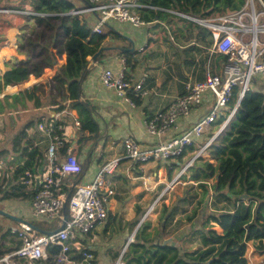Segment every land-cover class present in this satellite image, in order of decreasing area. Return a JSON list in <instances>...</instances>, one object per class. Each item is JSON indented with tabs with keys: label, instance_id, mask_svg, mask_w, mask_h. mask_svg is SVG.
Masks as SVG:
<instances>
[{
	"label": "trees",
	"instance_id": "trees-1",
	"mask_svg": "<svg viewBox=\"0 0 264 264\" xmlns=\"http://www.w3.org/2000/svg\"><path fill=\"white\" fill-rule=\"evenodd\" d=\"M83 5L84 0H79ZM151 9H147V22L154 20L166 22L176 20L178 28L186 31L193 28L197 31L196 38L203 42L205 26L192 20H208L239 12L246 0H140ZM34 15L24 16L25 25L19 36V53L26 59L6 62L2 81L12 93L24 87L38 83L41 74L51 67V59L47 52L31 54L22 51V39L28 34L43 32L44 42L54 44V48L62 44L63 52L58 57L60 66L57 74L50 79L51 103L59 104V99L67 102L69 109H76L82 130L88 131L86 141L97 145L102 133L97 121V113L88 102L82 101V84L88 75L87 58L96 57L102 60L104 47L101 43L108 33L124 38L112 27L107 33L92 35L86 44L83 39L88 37L90 28L80 25L77 14L70 12L78 7L72 0H31ZM264 4V0H262ZM82 5V7H83ZM143 9H140L142 11ZM148 12H153L151 19ZM94 24V23H93ZM183 38L188 36L181 34ZM34 40V37H32ZM82 40V41H81ZM38 42H42L39 36ZM80 49L70 52L75 44ZM211 46L212 41L204 42ZM32 49L35 42L31 41ZM21 49V50H20ZM136 51L130 48L121 49V54L130 62ZM61 63V64H60ZM130 65V64H129ZM55 66L50 69L55 72ZM133 65L128 66L131 68ZM49 75V74H48ZM129 77V75H127ZM255 83V86L253 84ZM17 84V85H15ZM39 87L26 89L19 94L0 100L2 110L8 116L16 113L17 108L27 110L26 104L33 103L40 108L41 102L36 91ZM11 93V94H12ZM238 88H234L228 103L230 110L236 103ZM10 99V101H8ZM137 105L138 97L132 95ZM62 104L61 108H64ZM228 109L218 119L219 124L228 113ZM35 119V118H34ZM23 124L18 134L9 139L10 153L16 160L24 163L16 170V175L25 170L34 171L38 161L44 157L42 148H33L27 152L32 141L27 137L26 130L35 128V120ZM7 144V145H8ZM63 153L64 150H61ZM207 160L200 157L187 169V179L191 191L185 192L170 205H162L156 219L157 226L149 219H144L137 227L133 241L130 242L122 256L123 264H248L246 259L247 245L251 240L264 239V77L257 76L252 81L251 89L239 101L234 117L229 121L221 134L206 150ZM180 163L181 158L174 159ZM175 165V164H173ZM171 162L168 164L167 177L170 180ZM16 178V176H14ZM1 183V180H0ZM15 188H19L16 186ZM31 195V194H29ZM23 194L13 193L5 197H20ZM26 197V196H23ZM192 206L188 211V206ZM136 218L127 224L136 226L139 223V208ZM176 215H179L175 218ZM32 225L43 232L55 228L54 224L33 222ZM196 243V248L193 245ZM58 247L49 250L46 260L39 264H54ZM119 252L112 258H117ZM80 259L79 257L76 256ZM95 264V262H94Z\"/></svg>",
	"mask_w": 264,
	"mask_h": 264
},
{
	"label": "built area",
	"instance_id": "built-area-1",
	"mask_svg": "<svg viewBox=\"0 0 264 264\" xmlns=\"http://www.w3.org/2000/svg\"><path fill=\"white\" fill-rule=\"evenodd\" d=\"M84 1L83 10L70 13L92 14L94 24L90 36L107 33L110 27L117 25L143 28L149 24L143 17L152 7L140 0ZM0 14L30 16L35 13L26 8H4L0 9ZM198 21L203 22L212 35L209 53L219 57L214 64L216 70L208 69L203 81L186 84L181 96L145 119L149 146L141 145L134 137H125L122 158L102 165L92 181L80 183L79 142H85L88 131L81 129L74 109L51 105L35 118V131L42 137L41 143H33L27 148V152L36 147L44 152L34 171L27 169L16 175L26 158L17 161L0 153V198L6 194H23L26 197L8 199L25 201L31 216V221L20 218L19 222L11 220L15 225L0 224V264H39L47 259L49 250L55 246L59 249L54 264H94V254L86 243L107 219L109 201L116 194L110 175L121 159L144 164L181 158L184 164L176 181L196 159L206 156L207 148L234 117L238 103L251 89L253 79L259 75L264 77V4L262 0H246L239 12ZM144 52V46H140L136 53ZM127 69L126 58L122 57L116 68L102 69L100 82L133 107L132 95L147 94L144 88L147 74L133 80L127 76ZM234 88H238V97L229 110L227 106ZM227 109L224 120L216 124ZM192 115V120L186 121L177 131L180 122ZM1 144L0 140V151ZM37 176L39 183L35 191ZM33 222L54 224L55 228L43 232L36 229ZM132 241L133 238L127 240L113 264H123V253ZM79 254L80 259L76 257Z\"/></svg>",
	"mask_w": 264,
	"mask_h": 264
},
{
	"label": "crops",
	"instance_id": "crops-1",
	"mask_svg": "<svg viewBox=\"0 0 264 264\" xmlns=\"http://www.w3.org/2000/svg\"><path fill=\"white\" fill-rule=\"evenodd\" d=\"M4 8H26L28 10H32V2L31 0H0V9H4ZM152 14L154 15L153 12H148V15H152ZM154 23H160L162 25L161 29L167 28L165 22H160L157 20L147 24L143 28H133L130 25H126V24L117 25L115 26L116 29H114V27L112 28L117 32H119L121 35H123L125 40L129 42L130 44L129 47L131 48L130 51L135 50L137 52V49L140 46H144V48L153 47V44L149 43L151 34H156V35L160 34L158 32L153 31L151 25H153ZM24 25H25L24 16L0 14V32H3V35H0V82L2 84V87L0 88L5 87L2 81V75L6 70L4 64L8 61L13 60V59L9 60L11 55L17 54L18 56L23 58V60L21 61H24L26 59V56L24 54L19 53V36H21V32L22 29L24 28ZM125 27H129V29L125 30ZM37 40L32 41V37H29L27 34L22 39V45H23L22 51H27V52L29 51L28 42L31 44V41L35 42L34 45L35 51L38 52L44 50L46 51V49L49 48L48 44L43 42L44 37L42 42H38ZM199 42L201 43V45L197 44V47L202 51H205V54L209 52L211 46L208 47L207 45L208 43H204V42H208V38L205 37L203 42L201 41ZM122 57L124 56L122 55ZM211 57L213 58L212 61L214 62V64L219 59L218 56L216 57L211 56ZM55 58H56V64L52 63L51 67H47V68L51 69L52 67H54V65H57L58 57ZM4 60H8V61H5L3 63ZM103 60L104 59L99 60L97 63L90 64L88 68V75L82 84L81 100L88 102L91 106L95 108L97 113V121L100 126V131L102 133V136L98 140L97 145L94 146L92 143L87 142L86 139L84 140L85 141L84 143L79 142L78 160L82 169L81 172L79 173L80 183H88L92 181L96 173L102 167V165L115 158H122L123 156L122 140L125 137L128 136L134 137L141 143V145L149 146L150 138L148 137L145 131V125H144L145 119L165 109L173 100L181 96L185 92L186 84L197 81H203L205 79L207 70L211 69L208 66L205 72L203 73V72H197L196 69L193 70L191 68L190 71L184 74V78L174 77V79H171V81L168 80L167 84L163 86L161 85L164 83V81L159 83L161 79L156 80L155 86L153 85L152 87L150 86V83H148L150 76L149 74L146 73L147 79L144 88L145 90H147V94L144 96L134 94L133 96L138 97L137 105L134 102V106L131 107L126 103H124L121 99H119L115 95L114 91H109L101 85L100 76L102 69L109 67L107 65L108 63L105 64ZM118 64L119 63H117V66ZM61 66L63 65L55 67L54 68L55 72ZM117 66H115V68ZM214 68L216 70L215 66ZM55 72L49 75L50 79L57 74V72L56 74ZM143 73L145 72H141L133 68L127 69V75H129V77L133 80H137L139 76L142 75ZM39 77H42V74ZM41 81L42 80H40L36 84H33L30 87H34V86L39 88L42 87L44 84H42ZM49 86H50V82H48L47 85L50 94L51 92ZM30 87H24L15 93H12L11 89L6 87L3 89V92L1 94L4 96L6 95L5 97L12 96L19 94L21 91L29 89ZM51 104L52 103L48 104L46 107L51 106ZM52 105H62V104H52ZM42 106L43 105H41V107ZM66 107H68V105H66ZM1 110L2 109L0 105V111ZM73 112L79 118L78 111L74 109ZM193 115H195V113H193ZM193 115L190 116L189 118H186L185 121L180 122L177 131L181 130L184 127L186 121L188 122L192 120ZM29 131H32L33 134L30 135L31 132ZM26 132H27L26 135L32 141V144L37 142L41 143L42 137L35 131V128L33 127L28 128ZM0 153L7 159L16 158V155L10 153L9 144L7 145L5 143H2ZM205 157H207V155ZM204 159L207 160L208 157ZM171 161L172 160L149 162L144 164H132L128 160L125 159L120 160L119 164L115 168L114 173L110 175L111 181L113 183V188L116 194L109 201L108 204L109 211L106 221L104 222L103 225L96 228V230H94V232L89 236L86 243L87 248L89 247L88 249H90L92 252L95 251L93 246L99 243L97 240L99 239V237H97V233H99L101 239L104 238L101 231H104L103 229L104 227H106L107 220L110 217L112 220L111 225L113 228H115L114 229L115 231H119L121 234H124L126 233V231H128V228H131V231L135 230L134 228L137 227V225L129 227L127 223L130 222L136 216L135 214L136 207L137 209L140 208L139 207L140 201H138L137 203L133 202L130 204V206H128V202L126 200L125 201L120 200L121 195L124 194L126 190L128 192L129 191L132 192L133 191L132 186H134L135 188L138 187L139 189L141 188L144 189L141 184L150 182L153 165L162 164L163 166L167 167ZM161 175H162L161 169H158V172H153V176L154 177L157 176L158 179L161 178ZM158 183L160 182H156V180L153 179L150 189H154V187L158 185ZM107 230H108L107 233H109V229ZM119 243L120 241L118 240L110 239L109 241H107L106 248L104 250L107 249L109 250L108 253L113 251L114 253L117 254L118 248L122 250L124 247V243L121 244ZM258 244L262 245V247L264 248V239L251 240L247 245L246 255L249 251L250 245H258ZM121 250L119 251V253L121 252ZM110 258L111 256L109 257L107 255L106 257L104 256V258H100L99 256H97L94 262L95 264H110Z\"/></svg>",
	"mask_w": 264,
	"mask_h": 264
},
{
	"label": "rangeland",
	"instance_id": "rangeland-1",
	"mask_svg": "<svg viewBox=\"0 0 264 264\" xmlns=\"http://www.w3.org/2000/svg\"><path fill=\"white\" fill-rule=\"evenodd\" d=\"M72 1H74V3L83 10L82 7L83 4L79 0H72ZM76 16H77V21L79 22L80 25L86 24V26L90 28V25L91 24L93 25L94 23L92 14L88 12L82 11ZM149 16H151L152 19L154 15L152 14ZM245 22L247 23L248 20L246 19ZM165 25H167L166 29L165 28L161 29L162 25L160 23H154L153 25H151L154 32L160 33L159 35L151 34L149 43H152L153 47L151 48L146 47L145 52L143 54L135 53L131 61L129 63L127 62L128 66L133 65V67L131 68L149 74L150 78L148 80L149 81L148 83H150L151 87L153 85L155 86L156 80L161 79L159 83L164 81V83L161 85L163 86L167 84L168 80L171 81V79H174V77L184 78V74L190 71L191 68L193 70L196 69L197 72H203V73L205 72L208 66L211 68L210 70L214 69V62L212 61L213 58L210 56L209 52L205 54V51H202L197 47V44L201 45V43L199 42V38H196V34H197L196 30H194L193 28L191 29L189 28L186 31L185 30L181 31V29H177L178 28L177 21L171 19L166 21ZM114 29L116 28L114 27ZM127 29H129V27H125V30ZM181 34L188 36L189 39L186 40V38H183ZM0 35H3V32H0ZM87 35L88 37L83 39L85 41V44L87 40L90 39V32H88ZM204 35L206 38H208V41H212V35L209 29L206 28L204 30ZM39 36H42V40H43L44 34L42 32H37L35 35H31V37H34V40L32 41L37 40ZM81 41L75 44V46L72 47L71 49H67V50L73 53L76 52L78 49H80ZM28 45H29L28 49L31 54L38 52L35 51V48L32 49V45L29 42ZM129 46L130 44L125 40V38L117 37L116 34L114 33L113 34L108 33L107 38L104 39L101 43V48L102 47L105 48L103 51L104 54L102 58L104 59L103 61L105 62V64L108 63L107 65L109 67L115 68V66H117V63H120V59H121L120 57H122L121 49L128 48ZM48 47L49 48L46 49V52L47 55L50 57V59L51 57H59V55L63 51L62 44L55 48H51L49 45ZM14 58H16L17 60H23V58H21L17 54L11 55L9 60L11 59L14 60ZM87 59L89 61L88 64V68H89L90 64L93 62L90 57ZM5 61L8 60H4L3 63ZM94 62L97 63L98 61H94ZM47 69H48L47 72L42 73L41 83L44 85L40 87L38 91H36V95H39L41 105H43L42 107L36 109L33 107L34 106L33 103L29 102L26 104L25 109L27 110L17 108L18 111L12 114V116H8L7 113H0V138H1L0 140L2 143L8 144L9 139L14 138L18 134L19 130L23 128V123L25 121H26L25 123H27L33 120L34 118H36L38 115L44 113L46 111V106L51 103L52 95L49 94V90L47 88L48 82H50L49 75H51V71L49 68ZM253 86H255V83L253 84ZM0 87H2L1 82H0ZM34 87H30L29 90ZM5 96L0 94V100H5L6 98ZM8 101H10V99H8ZM59 102H60L59 104H64V106L66 107L67 102H63L60 99ZM0 105L2 109V104L0 103ZM29 132H31L30 135L33 134L32 131ZM203 158H207V157L204 156ZM183 164H184V160L180 161L179 164L176 160L171 161L172 176L170 180L167 178L168 168L163 166L162 164H155L153 165V169L151 171L150 182L141 184L144 189L142 188L139 189L138 187L135 188L134 186H132L133 188L132 192L131 191L128 192L126 190L124 194L121 195L120 200L123 201L126 200L128 202V206H130V204L133 202L137 203L138 201H140L139 222L145 216L143 219H149L152 221V224L154 226H157L156 219L159 215L162 205L164 204L166 206H170L174 204L178 200V198H180L185 192L192 190L190 189L192 183L191 181L189 182L187 179L188 176L187 172H185L179 179L175 181ZM158 169L162 170V175L161 178L159 179L157 176L156 177L153 176V172H158ZM153 179L156 180V182H160V183H158V185H156L154 189H150ZM8 198L5 196L3 198H0V209L7 213L16 215L17 217L25 221H31V216L29 214V211L27 210L28 204L23 200L20 201L10 200ZM192 206L193 205L188 206V211L191 210ZM178 216L179 215H176L175 218H177ZM135 218L136 216L132 220H134ZM108 220L106 227H104L103 229L104 231H101L104 238L101 239L99 233H97V237H99V239L97 240L99 243L93 246V248L95 249L93 253L95 258L97 256H99L100 258H104V256L106 257V255L109 257L111 256L110 264H113L117 258H112V257L116 253H114L113 251L108 253L109 250L107 249L104 250L106 248L107 241H109L110 239H114L120 241L119 244L124 243L125 245L127 240H129L130 238H134V234L137 227H135L134 228L135 230L133 231H131V228H128V231H126V233L121 234L119 231H115L114 230L115 228L112 227L111 217ZM10 223L12 225H15L13 222H11L10 219L0 214V224L8 225ZM107 229H109V233H107L108 232ZM193 248H196V243L193 245ZM119 249L120 248H118V252L121 250ZM246 258L248 264H264V248L262 247V245L259 244L250 245Z\"/></svg>",
	"mask_w": 264,
	"mask_h": 264
},
{
	"label": "water",
	"instance_id": "water-1",
	"mask_svg": "<svg viewBox=\"0 0 264 264\" xmlns=\"http://www.w3.org/2000/svg\"><path fill=\"white\" fill-rule=\"evenodd\" d=\"M192 21H193V22H196V23H198V24L203 25V22H201V21H198V20H192ZM49 46H50L51 48H54V44H51V45H49ZM91 60H92V62L96 61V57L91 58ZM51 62L54 63V64H56V58H55V57H51ZM238 104H239V103H238ZM38 183H39V177L37 176V177H36V184H35V191L38 190ZM0 214L3 215V216H5V217H7L8 219H10V220H12V221H15V222H19V221H21L20 218H18V217H16V216L12 215V214H10V213H7V212H5V211H3V210H1V209H0ZM142 219H143V218H142ZM141 221H142V220H141ZM141 221L138 223L137 227L139 226V224L141 223ZM136 229H137V228H136Z\"/></svg>",
	"mask_w": 264,
	"mask_h": 264
}]
</instances>
